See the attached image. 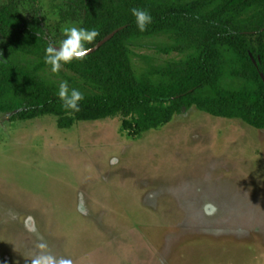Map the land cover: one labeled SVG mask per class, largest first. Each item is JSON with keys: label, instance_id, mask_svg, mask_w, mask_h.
<instances>
[{"label": "rangeland", "instance_id": "1", "mask_svg": "<svg viewBox=\"0 0 264 264\" xmlns=\"http://www.w3.org/2000/svg\"><path fill=\"white\" fill-rule=\"evenodd\" d=\"M41 1L60 44L78 25L54 13L64 0ZM171 45L133 42L135 74L191 53L164 54ZM48 253L72 264H264V130L196 108L141 135L119 117L61 130L51 116L0 115V264Z\"/></svg>", "mask_w": 264, "mask_h": 264}, {"label": "trees", "instance_id": "2", "mask_svg": "<svg viewBox=\"0 0 264 264\" xmlns=\"http://www.w3.org/2000/svg\"><path fill=\"white\" fill-rule=\"evenodd\" d=\"M133 8L150 12L145 31L137 27ZM52 9L63 24L98 32L86 49L121 31L94 54L63 64L71 76L53 73L45 49L60 44L42 1L0 4V115L10 121L51 116L59 129L69 130L79 122L119 117L141 135L196 108L264 130V0H64ZM251 13L256 19L239 26ZM159 35L172 42L164 54L191 53L150 75H136L129 46ZM17 54L35 63L22 67L13 59ZM64 81L84 95L78 112L66 110L59 98Z\"/></svg>", "mask_w": 264, "mask_h": 264}, {"label": "clouds", "instance_id": "3", "mask_svg": "<svg viewBox=\"0 0 264 264\" xmlns=\"http://www.w3.org/2000/svg\"><path fill=\"white\" fill-rule=\"evenodd\" d=\"M132 15L136 19L137 27L140 31H145L147 25L152 23V16L149 11L140 8H133ZM65 39L57 48L53 44H49L45 49L44 62L51 66L53 73H58L63 64L71 63L73 60L82 59L87 55L90 49L85 48L86 43H91L98 35L96 30H88L82 27H71L65 30ZM59 98L63 101L65 109L73 112L80 110L79 103L84 99L83 93L76 88L69 89L67 81L59 86ZM40 249H46L47 245L41 243L38 245ZM31 264H72L70 259L56 257L50 253L36 255Z\"/></svg>", "mask_w": 264, "mask_h": 264}, {"label": "water", "instance_id": "4", "mask_svg": "<svg viewBox=\"0 0 264 264\" xmlns=\"http://www.w3.org/2000/svg\"><path fill=\"white\" fill-rule=\"evenodd\" d=\"M119 31H121V29H118V30H115L114 32H112L110 35H108L106 38H104L101 42H99L94 48L90 49V51H88L87 55L84 57H87V56L92 55L95 52H97L107 42L112 40ZM56 47L58 48L59 46H56Z\"/></svg>", "mask_w": 264, "mask_h": 264}]
</instances>
